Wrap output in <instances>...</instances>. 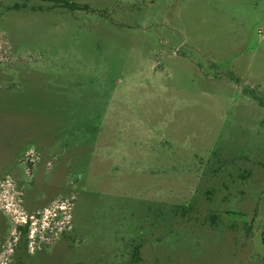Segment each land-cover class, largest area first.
Returning <instances> with one entry per match:
<instances>
[{
	"label": "rangeland",
	"instance_id": "374dc122",
	"mask_svg": "<svg viewBox=\"0 0 264 264\" xmlns=\"http://www.w3.org/2000/svg\"><path fill=\"white\" fill-rule=\"evenodd\" d=\"M72 1L0 0V264H264V0Z\"/></svg>",
	"mask_w": 264,
	"mask_h": 264
},
{
	"label": "trees",
	"instance_id": "16d2710c",
	"mask_svg": "<svg viewBox=\"0 0 264 264\" xmlns=\"http://www.w3.org/2000/svg\"><path fill=\"white\" fill-rule=\"evenodd\" d=\"M43 1L52 2L55 5H59L61 7H64V8L70 9V10L87 9L88 8L87 5H82V4H79V3L74 2L72 0H43ZM17 7H18V5H17ZM25 227H27V225Z\"/></svg>",
	"mask_w": 264,
	"mask_h": 264
}]
</instances>
